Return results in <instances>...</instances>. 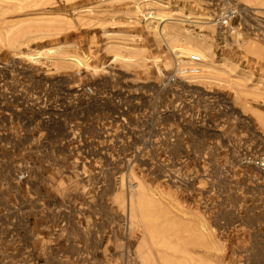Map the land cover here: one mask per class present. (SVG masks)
<instances>
[{
    "label": "rangeland",
    "instance_id": "1",
    "mask_svg": "<svg viewBox=\"0 0 264 264\" xmlns=\"http://www.w3.org/2000/svg\"><path fill=\"white\" fill-rule=\"evenodd\" d=\"M239 1L264 29V0ZM202 7L0 0V264H41L43 234L105 218V237L83 233L111 264H264V170L247 160L264 155V43L199 35ZM162 14L178 21L161 38ZM187 49L201 74L167 85Z\"/></svg>",
    "mask_w": 264,
    "mask_h": 264
},
{
    "label": "built area",
    "instance_id": "2",
    "mask_svg": "<svg viewBox=\"0 0 264 264\" xmlns=\"http://www.w3.org/2000/svg\"><path fill=\"white\" fill-rule=\"evenodd\" d=\"M204 10V23L191 22L193 31L199 35H204V31L199 28L201 24H209L214 27V39L224 46L231 44L239 45L245 39L247 33H253L254 38L264 43V29L259 27H249L245 22V11L248 9L241 5L239 0H202ZM146 20H154L155 16L148 13ZM200 24V25H198ZM198 26V27H197ZM204 59L198 53L186 57L184 60L175 57L170 71H160L161 78L167 85H175L181 79L198 76L202 72ZM88 95H94L92 86L86 87ZM248 161L261 170H264V155L254 157L249 155ZM37 263V261H36Z\"/></svg>",
    "mask_w": 264,
    "mask_h": 264
},
{
    "label": "crops",
    "instance_id": "3",
    "mask_svg": "<svg viewBox=\"0 0 264 264\" xmlns=\"http://www.w3.org/2000/svg\"><path fill=\"white\" fill-rule=\"evenodd\" d=\"M91 214H96L95 211ZM103 223L90 224L85 227L82 223H76L74 235L68 237L67 240L56 237V241L52 242L50 236L51 231L43 234V240L33 244L35 258L37 263L41 264H111L114 258L111 256L114 252V247L109 246V242L101 244H93L87 241L88 234L83 233V230L90 229L96 234H101L104 237L112 229V222L104 219ZM55 228V227H54ZM52 227H48V230ZM45 233V230L37 222L32 223V233L34 237ZM97 235V236H98ZM87 236V237H86ZM86 237V238H85ZM46 238V239H45ZM45 239V240H44ZM46 243V244H45ZM43 244H45L43 246ZM111 253V255H110ZM13 261L15 257L12 256Z\"/></svg>",
    "mask_w": 264,
    "mask_h": 264
},
{
    "label": "bare ground",
    "instance_id": "4",
    "mask_svg": "<svg viewBox=\"0 0 264 264\" xmlns=\"http://www.w3.org/2000/svg\"><path fill=\"white\" fill-rule=\"evenodd\" d=\"M165 14V13H164ZM166 15V14H165ZM159 15L160 16V18H159V20H161V23H160V27H158V26H155V27H157V31H158V35L159 36H161V38L163 37V35H164V29H166V27L169 25V24H172V23H176L178 20L177 19H173V18H171V17H166V16H168V15ZM156 20H157V18H156ZM177 20V21H176ZM182 21V20H181ZM185 21V20H184ZM193 22H195V21H193ZM197 22V21H196ZM156 29V28H155ZM177 50V49H176ZM180 51H181V49H179ZM178 50V51H179ZM184 50V49H183ZM196 50V49H195ZM173 51H175V50H173ZM178 51H176V52H178ZM179 51V52H180ZM187 52V53H186ZM174 54H175V52H173ZM188 53H190L189 55H191V54H194V53H198L199 55H201L202 57H203V54L199 51V52H191L189 49H187V50H185V54H188ZM184 55V54H183ZM189 55H185L186 57H188ZM204 59V58H203ZM205 61V60H204Z\"/></svg>",
    "mask_w": 264,
    "mask_h": 264
}]
</instances>
